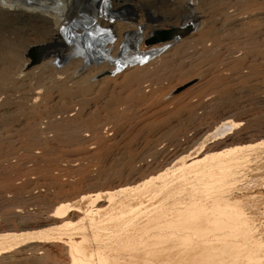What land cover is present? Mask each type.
I'll return each instance as SVG.
<instances>
[{"label": "rangeland", "instance_id": "rangeland-1", "mask_svg": "<svg viewBox=\"0 0 264 264\" xmlns=\"http://www.w3.org/2000/svg\"><path fill=\"white\" fill-rule=\"evenodd\" d=\"M96 2L114 15L109 25L120 38L114 36L109 43L120 39L125 43L131 32L122 33V27L131 26L135 19L141 24L142 38H147L153 27L176 26L185 16L189 20L198 17V26L194 24L197 29L165 53L139 63H126L119 70L106 68V73L99 72L103 69L95 65L94 55L78 54L85 69L73 76L82 67L74 59L51 64V54L41 62H31L28 49L44 47L49 25L34 19L26 24L22 18L18 19L21 23L12 17L8 21L0 12L1 232L33 222L41 212H52L58 204L68 203L77 195H93L111 185L116 175L129 179L168 169L205 137L208 140L230 125H237L235 131H230L232 135L218 143L207 141L202 154L217 153L235 144H264V0ZM69 3L76 7L79 2L69 0L64 6L67 13L75 10ZM141 37L135 39L139 44L131 49L120 45L121 41L118 44L127 47V53L140 52L145 48L139 47ZM52 42L53 46L60 45L58 37ZM121 50L115 51L116 55L114 50L107 52V56L118 61ZM101 60L100 64L106 63V59ZM73 66L76 70L71 69ZM250 159L248 179L242 180H246L242 186L250 187L245 193L261 194L258 200L263 202L264 151ZM263 205L254 206L264 214ZM259 223L264 227L263 218ZM44 249L45 257L27 258L29 261L22 260L21 249H16L4 255L6 259L1 257L0 264H13L14 259L16 264H60L63 260L58 245Z\"/></svg>", "mask_w": 264, "mask_h": 264}, {"label": "bare ground", "instance_id": "bare-ground-1", "mask_svg": "<svg viewBox=\"0 0 264 264\" xmlns=\"http://www.w3.org/2000/svg\"><path fill=\"white\" fill-rule=\"evenodd\" d=\"M77 1L79 3H74L76 7L69 3L75 10L67 13L64 6L69 0H0V12L8 21V17L13 20L22 18V23L26 24L29 19H34L38 24L49 25L46 35L43 33L46 36V39L43 36L46 41L44 47L33 46L28 49L31 50L28 54L32 58L31 62H41L52 54V57L47 59L48 63L74 59L76 64L82 65L85 62L78 56L91 54L95 57V65L102 66L103 71L99 72H105L106 68L119 70L126 63H139L165 53L173 44L191 35L198 26V17L189 20L185 16L182 20L178 19L176 26L169 29H164L166 25L153 27L152 33L147 38H142L143 31L139 33L141 24L135 19L130 23L131 26H124V30L122 27V33L131 32L125 43L123 39H120L121 42L118 40L109 43L108 39L118 36L109 25V21L114 18V15L109 14V8L102 9L101 5L95 4L96 0H92V4L91 0ZM131 4L129 2L128 5ZM130 16L133 21V14ZM116 25L113 27L116 28ZM34 28L38 31L37 27ZM131 28L132 30L128 31ZM35 30L31 31L34 33ZM83 32L85 35L82 34L84 36L81 37ZM162 32L169 33L168 40L150 43L155 35ZM56 37L60 41L59 47L52 44ZM139 37L142 38L139 47L145 46L144 50L141 48L140 52L136 50L127 53V47L131 49L133 44H139V41L135 40ZM92 41L99 44L94 45ZM119 42L127 47L121 48ZM110 44L112 45L109 46ZM119 49L124 51L121 50V59L118 61L107 56V52H119ZM101 59H106V63L100 64ZM78 65H75L76 68ZM78 68L73 76L85 69L84 65ZM234 129H237V125H230L208 140H205V137V141L202 139V143L193 148L187 156L176 160L174 158L168 169L163 168L164 170L156 174L138 175L129 179L116 175L111 185L104 186V189L93 195H77L68 203L58 204L52 212H41L37 216L34 214L37 220L33 215V222H23L18 227L12 225L16 231H13L14 227L9 228V231L5 230L6 232L0 231V258L6 259L4 255L16 249H21L19 253L24 256V261L27 258H39L46 253L44 246L58 245V255L63 258L60 264H264V227L259 223L260 219H264V214L259 213L255 207L258 203L264 204V200H258L261 194L245 193V188L250 187L242 186L246 182L242 180L247 177L250 157L258 156V153L264 151V144H235L234 147L217 153L202 154L207 141H211L209 144L216 141L218 143L230 135V131H235ZM9 260L12 261L10 258ZM14 260L13 264H16L17 260Z\"/></svg>", "mask_w": 264, "mask_h": 264}, {"label": "water", "instance_id": "water-1", "mask_svg": "<svg viewBox=\"0 0 264 264\" xmlns=\"http://www.w3.org/2000/svg\"><path fill=\"white\" fill-rule=\"evenodd\" d=\"M169 33L167 32H162V33H159L158 35H155L154 38H152L151 42L150 43H156L158 41H165V40H168L169 38Z\"/></svg>", "mask_w": 264, "mask_h": 264}]
</instances>
